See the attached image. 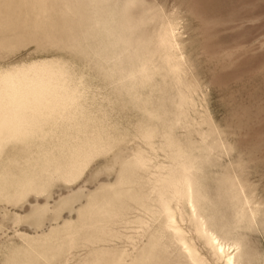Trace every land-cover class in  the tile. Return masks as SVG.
Wrapping results in <instances>:
<instances>
[{
    "label": "bare ground",
    "instance_id": "1",
    "mask_svg": "<svg viewBox=\"0 0 264 264\" xmlns=\"http://www.w3.org/2000/svg\"><path fill=\"white\" fill-rule=\"evenodd\" d=\"M32 4L36 16L40 17L47 16L48 10L53 8L43 0H34ZM90 10L89 26L98 29L102 37L109 38L108 44L106 40L100 41L93 57L97 58L98 72L106 80L104 86L90 89L85 85V79L75 76L71 64L62 58H41L0 66V160L11 147L21 151L19 158H7L0 166V197L6 202L17 201L28 192H39L53 182L57 184L56 180L64 183L74 180L96 155L108 153L120 142L133 140L135 145L128 156H122H127L126 159L118 158L122 163L113 184L98 186L97 190L84 196L85 202L78 207L75 220L62 221L36 235L19 233L23 243L5 252L0 264H205L199 242L223 264H250L245 260L246 253L234 235L235 230L216 228L214 212L202 187L205 183L201 181L199 154L175 138L173 124L172 130L164 126L159 130L161 125L157 128L153 123L162 111L158 113L150 105L160 92L157 90L162 89L160 83L169 81L168 76L178 87V99L172 103L181 115L184 104L187 106L189 101L190 105L188 96L194 93L189 91L188 95L182 88L189 85L183 84L182 79L186 60H181L174 52L177 42L173 26L162 22L159 27L156 25L157 30L147 33L148 36L133 38L134 26L130 20L123 19L118 10L103 8L94 0ZM154 17H157L156 13H153L152 21ZM182 80L183 85L179 87ZM173 84L170 88L168 83L170 89ZM197 87L195 85L194 89ZM165 95L168 96L163 94L164 98ZM120 104L121 108L129 105L140 110L146 118L138 122V127L135 123L137 129L133 137L127 138L120 132L125 126L120 125L122 121L117 116L121 108L114 110ZM94 105L98 107L93 108ZM129 109L128 115L125 109V118L130 115ZM113 110L118 113L113 115ZM135 116L139 115L130 118ZM126 126L128 131L131 124ZM118 150L128 151L126 147ZM205 179L209 180V177ZM230 196L234 199L237 220H254L255 210L246 211L243 204L237 205L239 191L236 187L230 190ZM136 235L145 238L140 246L135 242ZM123 241L131 243L133 250L127 251L120 246L118 242ZM76 255L79 258L76 259Z\"/></svg>",
    "mask_w": 264,
    "mask_h": 264
},
{
    "label": "rangeland",
    "instance_id": "2",
    "mask_svg": "<svg viewBox=\"0 0 264 264\" xmlns=\"http://www.w3.org/2000/svg\"><path fill=\"white\" fill-rule=\"evenodd\" d=\"M43 1L53 8L48 10L47 16L40 17L36 16L37 13L32 8L34 0H0V66L41 58H62L71 64L75 76H82L85 79V85L90 89L94 86L96 88L104 86L106 80L98 72L95 66L97 58L93 57H95L94 52L101 45L100 41L106 40L107 43L109 38L102 37L98 29L89 26L92 0ZM94 1L103 8L111 7L114 11L118 10L123 19L130 20L134 26L133 38L148 36L157 30L162 22L173 26L177 42L174 52L181 60H186L185 65L182 61L184 83L182 80L181 83L176 84L178 86L185 83L192 84L191 87L183 85L182 88H185L184 91L188 92V95L193 91L194 93H191L193 95L188 98L195 100L190 99V105H188L189 101L187 106L184 104L185 109L183 106L184 112L181 115L175 104L178 99L177 85L175 86L174 81V84L171 82L170 76H168L169 81L166 78L167 82L165 81L164 84L158 77L162 89L157 90L160 91L159 94L156 91L157 96L154 94L156 97L153 98L154 102L152 100L154 106L152 104L150 106L158 113L162 111V114L153 119V123L155 122L157 128L161 125L159 130L163 129V126L171 127L172 130L173 124L172 131L176 133L175 138L181 139L182 144L199 154V164L201 162L203 165H200L201 181L205 183L202 187L208 195L209 205L214 212L213 221L216 228L237 230L234 231V235L242 243L246 262L264 264V0ZM152 12L157 16L153 21ZM168 83L173 84L174 87L170 89L171 85L169 88ZM165 85L168 87L166 88ZM193 85L198 87L194 89ZM176 87L177 91H175ZM186 87L191 89L188 88L189 90L186 91ZM163 94H168L165 96L169 98H164ZM164 100L169 101L167 104L170 106ZM117 106L114 110L121 108V104ZM165 106L169 107L165 108ZM96 107L98 106L93 108ZM126 107L121 108V112L119 109V113L123 116H120L118 110H113V115L117 112V116L123 118L117 117L123 122L121 124L122 122L119 121L120 125L122 127L125 125L123 129L120 128V132L130 138L136 135L134 130L136 131L138 124L146 118L145 116L143 118L140 110L129 105ZM127 109L130 110V115L125 118L124 112L128 115ZM135 114L139 116L132 119ZM125 119H127L126 123ZM131 119L134 122H131ZM157 119H160L161 124ZM128 121L131 126H128L127 131ZM129 129H133L131 130L133 135ZM126 143L120 142L108 153L96 155L82 171L81 176H78L79 178L65 183L56 180L57 184L51 183V186L41 190L42 192L31 191L32 194L28 192L17 201L6 202L0 197V260L10 248L23 243L19 233L36 235L47 231L55 224H62V221L75 220L78 207L85 202L84 196L92 190H97L98 186H107L116 180L122 161L118 162V160L126 159L135 145L133 140ZM122 144L126 146L123 147ZM193 144L201 145L197 147ZM125 147L127 150L130 149L127 152H119L118 149L125 150ZM202 148L205 149L204 152ZM18 150L17 147L9 148L0 160V166L7 162V158H19L21 151ZM125 155L127 156L122 157ZM201 155L207 156L208 159ZM161 156L162 154L159 158ZM112 159L117 161L116 166L114 161L112 163ZM204 160L206 162L203 164ZM205 167L207 171L203 170ZM204 171L206 174L208 172L209 180L205 179L207 176ZM233 187L239 191L240 202L237 200V205L243 204L246 211L253 209L257 212L254 220L250 222L237 220L234 213V199L232 200L230 196ZM184 225H187V222H184ZM144 240L145 238L140 235L135 236L137 246H140ZM118 243L127 251L133 250L132 244L127 241ZM198 244L205 256V264L210 262L223 264V261L215 258L205 245L200 242ZM78 251L82 252V250ZM78 251L76 253H79ZM75 257L79 258L78 255Z\"/></svg>",
    "mask_w": 264,
    "mask_h": 264
}]
</instances>
